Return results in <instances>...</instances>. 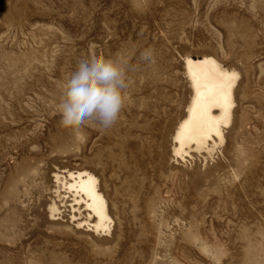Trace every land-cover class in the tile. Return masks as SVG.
<instances>
[{
	"label": "rangeland",
	"instance_id": "374dc122",
	"mask_svg": "<svg viewBox=\"0 0 264 264\" xmlns=\"http://www.w3.org/2000/svg\"><path fill=\"white\" fill-rule=\"evenodd\" d=\"M93 56L126 58V106L64 128L63 84ZM205 57L240 75L231 124L178 158L184 62ZM78 173L109 233L80 226ZM0 264H264V0H0Z\"/></svg>",
	"mask_w": 264,
	"mask_h": 264
},
{
	"label": "bare ground",
	"instance_id": "6f19581e",
	"mask_svg": "<svg viewBox=\"0 0 264 264\" xmlns=\"http://www.w3.org/2000/svg\"><path fill=\"white\" fill-rule=\"evenodd\" d=\"M184 65L193 96L187 109V117L180 123L175 135L177 147L174 153L178 158L188 155V147L194 146L197 150H204L210 143L216 146V140L224 141L223 129L231 124L235 108V88L240 79L237 72L223 68L212 57L188 58ZM69 179L72 183L67 189L75 193L74 203L77 206L83 204L88 219L95 221L90 224L88 220L80 226H88L96 232L109 233L112 221L108 214L107 202L99 191L98 180L85 173L70 174ZM56 180L59 182L60 178L57 176ZM52 207L50 211H57L55 206Z\"/></svg>",
	"mask_w": 264,
	"mask_h": 264
},
{
	"label": "clouds",
	"instance_id": "9594fccd",
	"mask_svg": "<svg viewBox=\"0 0 264 264\" xmlns=\"http://www.w3.org/2000/svg\"><path fill=\"white\" fill-rule=\"evenodd\" d=\"M149 59L150 52L141 54ZM129 65L126 58L93 56L79 61L76 70L63 84L58 111L67 129L88 122L108 130L119 120L128 100Z\"/></svg>",
	"mask_w": 264,
	"mask_h": 264
}]
</instances>
